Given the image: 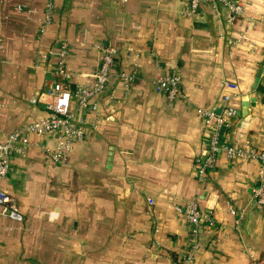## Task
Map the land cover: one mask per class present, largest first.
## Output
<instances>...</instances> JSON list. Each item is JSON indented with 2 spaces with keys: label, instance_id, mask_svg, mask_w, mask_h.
Wrapping results in <instances>:
<instances>
[{
  "label": "crops",
  "instance_id": "0c3cea01",
  "mask_svg": "<svg viewBox=\"0 0 264 264\" xmlns=\"http://www.w3.org/2000/svg\"><path fill=\"white\" fill-rule=\"evenodd\" d=\"M234 1L243 13L228 23L220 4L187 15L185 0H50L41 34L49 0H0V142L48 116L63 50L72 88L91 83L103 47L116 52L96 113L71 103L86 124L64 164L47 155L55 135L21 136L32 147L2 187L22 222L0 215V264H177L194 245L193 264H264L257 162L221 155L204 182L192 175L211 133L199 110L220 114L223 95L237 117L221 142L264 151V0ZM169 75L182 100L153 91ZM191 201L216 222L196 238L181 212ZM231 211H243L238 230Z\"/></svg>",
  "mask_w": 264,
  "mask_h": 264
},
{
  "label": "built area",
  "instance_id": "2783aa9c",
  "mask_svg": "<svg viewBox=\"0 0 264 264\" xmlns=\"http://www.w3.org/2000/svg\"><path fill=\"white\" fill-rule=\"evenodd\" d=\"M203 3L222 5L226 9V21L232 23L235 17L243 13L241 4L234 0H185L184 14L194 15ZM53 16V6L49 0L46 5L44 17L41 20L40 33L45 32V28L51 23ZM116 52L114 48L103 47L101 58L96 71L90 76L91 83L76 85L73 88L69 84L71 74L65 69V51L63 50L57 62L55 70L56 81L51 88L52 102L45 105L48 116L40 121L33 122L23 128L15 129L7 134L0 142V215L14 222H22V217L18 212L16 200L2 187V182L7 177L10 170V163L13 154L22 153L32 147L22 135L34 133L39 135H55L57 138V148L55 151L47 152L49 159L57 165H62L71 147L84 140L85 121H75L71 111V103L75 101L79 108L95 114L100 97L104 93L110 77L115 67ZM264 68V59H263ZM121 81L127 86L132 83V77L124 74L120 75ZM224 90L226 85H224ZM152 89L157 94H163L169 102L182 100L184 98L181 88V80L177 75L158 77L152 80ZM39 101V100H38ZM231 97L223 95L220 104L223 108L220 114L213 108L199 110L204 123L210 128L211 133L206 148L197 153L193 158V178L198 182H204L207 175L217 166L221 155L227 160L255 161L258 164L257 181L252 188L251 195L254 203L264 208V151L256 148L237 145L235 143L221 142V135L224 130L231 127V121L237 117L236 110L230 104ZM36 103L35 99L30 101ZM34 146V145H33ZM190 227V235L196 238L200 230L213 228L216 222L212 216L202 211L194 201L187 203L181 210ZM234 229L238 230L241 225L243 211L234 212ZM195 245L186 252L181 262L177 264H193V251Z\"/></svg>",
  "mask_w": 264,
  "mask_h": 264
}]
</instances>
